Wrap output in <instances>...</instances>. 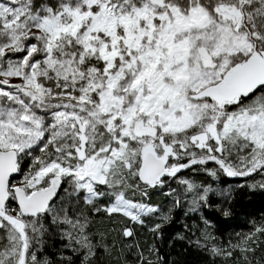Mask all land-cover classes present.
<instances>
[{
	"label": "snow or ice",
	"instance_id": "snow-or-ice-1",
	"mask_svg": "<svg viewBox=\"0 0 264 264\" xmlns=\"http://www.w3.org/2000/svg\"><path fill=\"white\" fill-rule=\"evenodd\" d=\"M201 172L264 188V0H0V264H98L118 242L168 264L140 229L210 194L230 215ZM201 219L211 256L264 264V220L221 242Z\"/></svg>",
	"mask_w": 264,
	"mask_h": 264
},
{
	"label": "trees",
	"instance_id": "trees-1",
	"mask_svg": "<svg viewBox=\"0 0 264 264\" xmlns=\"http://www.w3.org/2000/svg\"><path fill=\"white\" fill-rule=\"evenodd\" d=\"M209 166L214 165L210 162ZM256 177L254 176V179ZM197 179L213 185V182L208 183L201 173ZM251 180L253 179L230 178L222 174L220 180L215 183L216 187L219 186L225 192L231 190V200L227 204L230 212L229 217L222 215L221 199H215L211 195L209 204L194 214H185L183 208L175 209L171 221L164 225L163 237H156L144 229H140L138 236L140 246L154 245L168 264H229L223 257H213L204 248L196 244V240L200 237L198 229L205 227L201 217L210 222L207 230L211 231L221 242H234L242 234L252 231L256 224L264 220V191H254L247 185H243L245 181ZM152 199L157 203H167V197L160 193H155ZM112 227L114 225L107 217H99L94 225V230L108 233ZM108 238L109 240L119 239L115 232L109 233ZM127 243L131 242L125 241V244ZM60 246V239L54 236L48 242L47 251L53 253ZM116 248H123V252L102 254L98 264H131L135 254L134 249L130 254L129 249L119 242ZM252 255L257 260L264 258V236L260 237V242L255 245V252Z\"/></svg>",
	"mask_w": 264,
	"mask_h": 264
},
{
	"label": "rangeland",
	"instance_id": "rangeland-1",
	"mask_svg": "<svg viewBox=\"0 0 264 264\" xmlns=\"http://www.w3.org/2000/svg\"><path fill=\"white\" fill-rule=\"evenodd\" d=\"M201 174L203 175V178L205 179V180H207V182L208 183H210V182H213V188H216V186H215V183H217L219 180H220V178H221V175H222V173H219L218 174V179L217 178H214V177H212L210 174H208V173H204V172H201ZM230 178H234V177H230ZM243 178H245V177H243ZM261 177L260 176H257L255 179H253V180H251V181H245L244 182V184L243 185H247L248 187H249V184H251V183H256V182H259V181H261ZM250 189H252V190H254V191H257V190H260V191H264V188H260L259 186H257V187H255V188H253V187H249ZM210 196H211V194H210ZM215 199H219L220 197L219 196H216V195H212ZM202 209V208H201ZM183 212L186 214V212H187V214H192V212L190 211V210H188V209H186V208H183ZM194 214V213H193Z\"/></svg>",
	"mask_w": 264,
	"mask_h": 264
}]
</instances>
